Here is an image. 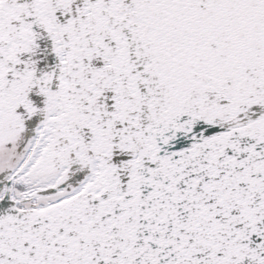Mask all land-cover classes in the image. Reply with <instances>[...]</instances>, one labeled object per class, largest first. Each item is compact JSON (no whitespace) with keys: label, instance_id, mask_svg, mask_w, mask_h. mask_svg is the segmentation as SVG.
Returning a JSON list of instances; mask_svg holds the SVG:
<instances>
[{"label":"snow or ice","instance_id":"obj_1","mask_svg":"<svg viewBox=\"0 0 264 264\" xmlns=\"http://www.w3.org/2000/svg\"><path fill=\"white\" fill-rule=\"evenodd\" d=\"M0 264H264V0H0Z\"/></svg>","mask_w":264,"mask_h":264}]
</instances>
